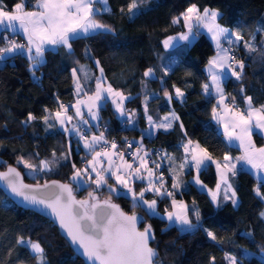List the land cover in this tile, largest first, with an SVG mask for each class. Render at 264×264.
I'll use <instances>...</instances> for the list:
<instances>
[{
    "label": "trees",
    "instance_id": "16d2710c",
    "mask_svg": "<svg viewBox=\"0 0 264 264\" xmlns=\"http://www.w3.org/2000/svg\"><path fill=\"white\" fill-rule=\"evenodd\" d=\"M32 1L27 0L28 5ZM17 2L3 0L9 10ZM129 3L131 0H107L111 11L99 14L98 18L112 32L97 30L72 41L69 50L62 46L46 49L38 65L34 66L20 52L0 58V170L12 165L28 183L51 178L67 182L77 200L89 191H94L98 199H108L109 192L103 189L91 185L75 189L70 183L73 165L79 169L91 153L83 151L80 136L59 130L52 118L60 110L61 102L72 103L73 71L76 70L83 90L91 92L101 68L106 84L128 98L123 105L124 115L106 102L99 108L97 133L100 131L105 138L113 137L116 141L127 136L143 145L162 149L163 167L158 173L166 186L171 180L164 173L169 171V176H173L172 169L182 157L184 140H194L216 159L223 154L237 153L235 147L224 143L217 125L210 121L214 98L201 89L207 81L203 67L213 54L210 42L200 29L194 30L187 44L166 49L163 41L184 32L182 21L178 24L171 21L191 4L201 11L206 7L218 11L216 23L239 32L243 38L234 48L238 60L244 63L242 79L229 75L223 84L225 96L229 102L235 97L239 107L245 104V97L252 98L254 107L264 105V55L261 54L264 30L258 31L264 29V0H137L138 7L133 14L127 11ZM248 40L257 51L249 53L244 48V41ZM15 41L23 43L19 39ZM6 44L7 40L0 35V47ZM149 68L154 75L145 77L144 72ZM176 87L184 92L180 101L175 97ZM165 90L171 101L164 95ZM145 100L147 104L142 107ZM145 107L153 121L165 113H175L179 119L173 120L167 131L158 129L149 138L140 139V129L145 127L147 117ZM126 112L133 113L135 121L131 126L126 122ZM29 114L35 119L28 121ZM44 117H49L47 123ZM252 139L255 145L261 144L256 133ZM18 157L36 165L37 171L18 164ZM53 159L57 163L50 166L51 170L39 171L41 160ZM210 172L208 165L198 173L199 179ZM188 176L189 171L177 176L180 188L170 186L169 191L187 206L189 219L196 228L181 230L166 222L162 215L172 199L166 195L157 197L150 191L145 192L146 199L157 201V214H146L144 207L135 209L143 217L140 226L152 227L155 239L149 245L156 251V264H212L213 257L215 264H229L226 256H235L238 264H264V257L259 256L264 252V217L261 216L264 185L245 170H237L229 176L236 204L220 197L212 203L204 192L187 182ZM133 188L138 191L141 185ZM111 201L124 212H133L128 196L111 193ZM206 230L212 231L217 240L209 239ZM21 238L40 244L45 264H83L54 226L39 215L15 206L0 191V264H37L35 254L25 245L17 244Z\"/></svg>",
    "mask_w": 264,
    "mask_h": 264
},
{
    "label": "snow or ice",
    "instance_id": "6c2138e0",
    "mask_svg": "<svg viewBox=\"0 0 264 264\" xmlns=\"http://www.w3.org/2000/svg\"><path fill=\"white\" fill-rule=\"evenodd\" d=\"M97 5L102 7H97ZM27 6V0H19L9 10L3 4V0H0V29L5 33L20 32L27 40L25 45L15 40H9L6 35L3 36V39L7 40V44L0 47V58L5 57L6 54L27 51L29 60L35 66L40 63L46 51V44L52 46L63 45L70 49V41L80 38L81 35L87 36L90 33H96L97 30L101 32L113 31L109 25L102 23L98 18L99 14L111 11L107 6V0H34L31 10H26ZM137 7V0H131L127 9L128 13L133 14ZM219 15L216 10L206 7L201 11L195 4H191L179 16L173 17L171 21L172 24H178L182 20L187 32H182L178 37L165 39L163 45L167 49L173 46V40L187 41L194 30H198L201 27L207 29L218 49L216 56L208 61L211 84L205 83L203 85L206 94L211 95V90L214 89L218 97L216 105L212 109L213 119L217 120L223 127L224 138L229 144L234 141L239 142L242 155L236 157V161H243L256 172H264V147L258 148L252 141L254 129L264 132V105L254 107L251 97H245L247 105L245 109L237 106L235 97L232 98L230 103L225 102L226 96L220 84L221 77L225 73V69H227L237 80L242 79L244 63L229 54L232 50L231 48L222 47L221 39H226L227 43L232 46L243 38L239 32L229 33L228 29L222 28L216 23ZM129 19H132V15L129 16ZM262 30L264 29H258V31ZM244 48L249 53L257 51L251 40L244 41ZM33 51L34 55L32 54ZM261 54L264 55V50L261 51ZM96 63L97 67H99V61ZM237 68H239V71L236 70ZM100 72L101 75L95 77V92L92 94L84 92V95L88 98L86 106L89 115L93 120L97 119V113L93 109L101 107L98 102L105 99V93L112 98L116 111L124 115L123 103L127 97L121 92L115 91L111 85L105 86L106 81L103 80L102 68ZM167 74L168 72L165 70L164 75ZM72 75L76 85V94L79 96L83 91V86L77 77L76 70L73 71ZM153 75V69L151 68L144 72L145 77ZM241 91H243V88H241ZM175 94L177 98L181 99L184 96V92L178 87L175 88ZM164 95L171 101V96L167 90H165ZM85 103V101L78 99L72 107L76 109V115L81 118L82 122L88 124L89 121L83 118L79 107V105ZM146 104L147 100H145ZM60 109L63 110V114L68 111L64 104L60 105ZM145 115L150 126L156 129L162 128L165 131L172 127V120L179 119L175 113H172L171 118L165 116L161 122H154L152 116L147 114L146 107ZM55 116L60 125L64 127L65 120L62 118V112L57 111ZM33 119L35 117L29 114L28 121ZM48 119L49 117H44L45 123H47ZM66 119L71 122L73 118L66 116ZM128 122L131 123V116H129ZM181 128H183V125H181ZM64 130L65 132L69 131L67 127H64ZM71 131L80 136V139L84 142L85 149L93 150L92 159L88 161L85 169H76V166L73 165L75 171L71 179L75 181L81 179L84 175H89V183L95 184L96 189H100L102 186L108 187V199L99 201L94 191H89L88 198L77 200L73 196V188L70 184L57 181H52L51 184L46 182L43 186L39 184L35 187L25 185L20 180V172L12 166H9L7 171L0 172V180L7 181L11 191L16 196L22 197L24 201L50 209L52 216L59 221L61 228L67 233L72 244L78 245L82 249V255L89 264H156L154 260L156 251L149 246V241L155 239L152 235L151 225L145 226L142 231L137 228V224L143 222V217L137 215L136 208L146 206L148 210L146 214H157V201L155 199H146L145 192L151 191L158 196L166 195L172 198V210H165L167 219L170 222L174 220L175 223L184 226L185 230L197 227L189 219L187 206L183 202H178L174 193L165 187L163 176L157 171L161 168V165L148 159L150 153L144 149L142 144L132 153V162H129L125 159L123 151H110L108 148H102L99 151L94 150V146L101 142L105 145L108 144L103 133H100L99 136L94 135L89 140L86 137V133H83L79 126H74ZM128 146L131 148L132 144L129 143ZM117 147V144L112 142L111 149H117ZM183 148L185 157L179 165L180 171H183L186 166H190L194 167L199 173L202 167L206 168L208 166L206 161H211L216 164L221 182L227 185L225 192L227 193V191L232 189V185L227 178L228 173L235 175L237 170L236 163L233 162L232 157L225 154L223 157L224 163L221 164L213 159L209 152L199 144L193 146L191 140L183 144ZM156 155L158 156V154ZM101 157L107 161V167H104ZM17 163L23 164L25 168L33 172L37 171L36 165L29 163L28 160L22 157L17 158ZM56 163L55 159L51 161L41 160L38 166L39 171L51 170L50 166ZM150 163L154 167H149ZM87 168H91L92 172L96 174L94 179L86 171ZM172 172V188L179 189L178 174L175 169H172ZM110 178L115 180L116 185L127 191L120 193L114 185L109 183ZM135 180H147V187L142 188L137 193L132 187V182ZM196 183L200 184L198 176ZM220 186V183H218L217 189H220ZM41 188L52 190V195L48 198L36 195L35 193L39 192ZM111 193L125 196L131 195L133 205L131 215L126 214L119 206L111 202ZM256 194L261 196L259 190H256ZM210 195L215 202L217 194L213 192ZM235 196L236 193L233 191L231 197L226 194L224 199H232V203L235 205ZM261 199H264V196H261ZM195 215L197 221H199V212H195ZM261 216L264 217V213H261ZM207 235L209 239L217 240V236L212 231H207ZM17 244H27L35 254L34 258L37 264H45L44 249L39 243L24 241L21 238L17 240ZM226 259L229 260V264H238L235 256H226ZM212 264H215L214 257L212 258Z\"/></svg>",
    "mask_w": 264,
    "mask_h": 264
},
{
    "label": "crops",
    "instance_id": "0c3cea01",
    "mask_svg": "<svg viewBox=\"0 0 264 264\" xmlns=\"http://www.w3.org/2000/svg\"><path fill=\"white\" fill-rule=\"evenodd\" d=\"M34 3V1H32L28 6H27V8H26V10H31V6H32V4ZM14 7V6H13ZM97 7H102L101 5H97ZM11 10V9H10ZM182 21V20H181ZM182 25H183V21H182ZM183 28H184V32H187V29L184 27V25H183ZM223 28V27H222ZM200 30H202V32H203V34L205 35V37L208 39V41L210 42V44H211V46H212V48H213V54L208 58V60H207V62L205 63V65H204V67H203V71L207 74V81L205 82V83H208V84H211V79H210V75H209V71H208V61H209V59H211L212 57H214V56H216V54H217V51H218V49L216 48V45H215V42L211 39V35L208 33V31H207V29H205V28H203V27H201V28H199ZM225 29H227V28H225ZM229 30V29H228ZM231 32H233V31H231V30H229V33H231ZM181 33H179V34H176V35H172V36H169V37H178L179 35H180ZM0 35L3 37V36H7V38L9 37V40H16V39H19V40H21V42H23V44H27V40L24 38V36H23V34L22 33H20V32H17V33H11V32H9V33H5V32H3V30L2 29H0ZM84 35H81V37L80 38H82ZM168 37V38H169ZM167 38V39H168ZM192 38H193V34H191L190 36H189V40H187V41H182V40H179V39H175V40H173V46L172 47H175V46H177V45H181V44H187V43H189L191 40H192ZM79 39V38H78ZM232 39L233 40H235V38L234 37H232ZM76 40V39H75ZM72 41H74V40H72ZM72 41H70V43L72 42ZM225 41H227L226 39H224V38H222L221 39V43L222 42H224L225 43ZM236 44H237V42H236ZM58 46H62L64 49H66V50H69V48H67V47H65V46H63V45H58ZM57 46H52V45H45V49H54V48H56ZM172 47H169V48H172ZM23 56H25V58H27V59H29V54L27 53V51H23V52H20ZM13 54V53H12ZM33 55H34V51H33V53H32ZM7 55H11V54H6V56ZM4 58V57H3ZM41 61H42V58H41ZM40 61V62H41ZM229 76V73H228V71H227V69H225V73L222 75V77H221V80H220V84H221V87L223 88V84H224V81H225V79L227 78ZM97 77H98V74H97ZM204 83V84H205ZM73 84H74V86H75V89H74V91H76V85H75V83H74V79H73ZM203 84V85H204ZM203 85H202V92L204 93V94H206L205 92H204V89H203ZM105 86H107V84H105ZM95 87H96V80H95V82H94V85H93V89H92V91L91 92H87V93H89V94H92L93 92H95ZM116 91V90H115ZM84 90L81 92V94L79 95V96H77V94L76 93H74L75 95V97H73V99H72V103H71V109H70V111H71V113H72V118H73V120H74V122H75V124L77 125V126H79V127H81V128H83L84 129V131H85V133H86V137L90 140V138L92 137V136H97L98 135V133H97V129H98V124H99V108H96V109H93V111H95L96 113H97V119H95V120H93L92 118H91V116L89 115V113H88V108H87V96L86 95H84ZM174 93H175V91H174ZM211 96H213V98H214V100H213V105L211 106V109H210V114H209V119H210V121L211 122H213V123H215L216 125H217V127H218V131H219V133L221 134V137H222V139H223V141H224V143L226 144V145H229V146H233V147H235L236 149H237V153L235 154V155H233V156H231V155H229L230 157H232V160H233V162L234 163H236V169L237 170H245L246 172H248V173H250L251 175H253V177L255 178V181L256 182H258V183H260V184H263L264 185V174L263 175H260L259 174V176L257 177V176H255V173H256V171L255 170H253V169H251V167L249 166V165H247V164H245L243 161H240V162H237L236 161V157H238V156H240V155H242V151H241V149H240V147H239V142H236V141H234L232 144H229V142L227 141V140H225V138H224V130H223V127L221 126V124H219L218 122H217V120H215V119H213V112H212V109H213V106H215L216 105V101H217V95H216V93H215V90L214 89H212L211 90ZM104 96H105V99H103V100H101V101H99L98 103L101 105V106H103V104L106 102V103H108V104H110L111 105V107L113 108V109H115L116 110V107H115V105L112 103V98L111 97H108V95H107V93H105L104 94ZM125 97H127L128 98V96L127 95H124ZM175 97H176V94H175ZM177 98V97H176ZM78 99H80V100H83V101H85L86 103L85 104H82V105H79V107L81 108V114H82V116H83V118L84 119H86V120H88L89 121V123L88 124H84V123H82V122H80L79 121V119L81 120V118L80 117H78L77 115H76V109L75 108H73L72 107V105H75L76 104V102H77V100ZM118 99V98H117ZM179 101L181 100V98H177ZM125 101H126V99L124 100V103H125ZM145 102V101H144ZM226 103H230L228 100H227V98H226V101H225ZM124 103H123V105H124ZM145 105V103L144 104H142L141 106L143 107ZM239 107V106H238ZM247 107V105H246V103L243 105V106H240L239 108H241V109H245ZM60 111V110H59ZM218 111H219V109H218ZM57 111H55L54 113H53V116H52V118L54 119V122H55V124H56V127L59 129V130H61V131H64L65 132V130H64V127H67L69 124H68V120L66 119V116H68L67 114H63V112H62V118H64V120H65V124H64V127H62L61 125H60V123L57 121V119H56V116H55V113H56ZM61 112V111H60ZM165 116H169L170 118H171V114H169V113H166V114H163V115H161L160 117H159V119L157 120V121H154V122H157V123H159V122H161L162 120H163V117H165ZM82 121V120H81ZM173 121V120H172ZM145 127H149V132H148V135H145V136H141V135H139V138L141 139V138H143V137H147V138H149L153 133H154V131H156V130H158V129H156V128H153L152 126H150L149 125V123H148V120H147V117H146V121H145ZM144 127V128H145ZM68 128H69V126H68ZM71 129L72 128H69V131L68 132H66V133H74V132H72L71 131ZM161 130H164V129H162L161 128ZM254 133H256L258 136H260V138H261V144L260 145H256V147H264V132H261L259 129H254ZM187 141L188 140H184L183 142H182V157L180 158V160L178 161V163H176L177 165H176V168H175V170H176V172H177V176H179V177H181L184 173H187L188 171H189V176L187 177V182H189L190 184H192L196 189H198V190H200V191H202V192H204L206 195H207V197L210 199V201L212 202V203H214V201H213V199H212V196L210 195V193H216L217 194V196H216V201L215 202H217V200L219 199V197H220V199H224V197H225V195L227 194V196L228 197H231L232 196V189L230 190V191H227V193L225 192V189L227 188V185H225V184H223L222 182H221V180H220V175H219V173H218V171H217V167H216V164H213L211 161H206V164L207 165H210V168H211V172L209 173V174H204V177H203V179H199L200 180V184H197L196 183V178H197V176H198V173H197V171H196V169L194 168V167H190V166H186L185 168H184V170L183 171H180V169H179V165L183 162V160H184V157H185V151H184V148H183V144H185V143H187ZM192 142H193V146L195 145V144H198L197 142H195L194 140H191ZM252 141H253V139H252ZM254 143V142H253ZM84 145V144H83ZM82 149H83V151H85V152H88V151H90V153H92V150H88V149H85V147L83 146L82 147ZM90 155V154H89ZM88 155V156H89ZM224 155L225 154H223L220 158H213V159H215V160H217L218 162H220L221 164H223L224 163V160H223V157H224ZM228 155V154H227ZM189 159H190V157H189ZM101 160L103 161V165H104V167H107V161L106 160H104V158L103 157H101ZM87 161V160H86ZM130 162V161H129ZM84 163H85V161H84ZM84 163H83V165H84ZM118 163H119V161H118ZM81 168V167H80ZM79 168V169H80ZM205 167H202L201 168V170H203ZM200 170V171H201ZM236 170V171H237ZM86 171L90 174V176H91V178H95V173L94 172H92V170H91V168H87L86 169ZM167 173L170 175V172L169 171H167ZM172 174H173V172H172ZM171 174V175H172ZM232 173H228L227 174V178H228V182L230 183V181H229V176L231 175ZM145 175H146V173H145ZM179 177H177V179L179 178ZM86 178H88V180L86 179ZM82 179L83 180H86V186L87 185H91L93 188H95L96 189V185L95 184H92V183H89V175H84L83 177H82ZM70 182H71V180H70ZM109 183L110 184H112V185H114L117 189H118V191L120 192V193H124V192H126L127 190L126 189H124V188H121L119 185H116V182H115V180L114 179H109ZM218 183H220V189H217V184ZM181 184V183H180ZM231 184V183H230ZM72 185L74 186V188H75V184L74 183H72ZM134 185H136V186H139V185H141V188L137 191V190H135L137 193H139L141 190H142V188H145V187H147V180H135L134 182H132V187H134ZM82 187H85V185H82ZM82 187H80V188H82ZM75 189H77V188H75ZM100 189H103L104 191H107V192H109V189H108V187L107 186H102ZM113 195H117V193H112ZM130 199H131V195L129 194V195H127ZM152 200V199H151ZM172 200V199H171ZM171 200L168 202V208H166L168 211H171L172 210V204H171ZM178 202H182V201H180V200H177ZM231 201H232V199H231ZM184 204V203H183ZM146 206H144V208H145ZM145 210L146 211H148L147 210V207L145 208ZM163 218L166 220V222L167 223H169V224H173V225H175V222H174V220L173 221H169L168 219H167V213H166V211H164V213H163Z\"/></svg>",
    "mask_w": 264,
    "mask_h": 264
},
{
    "label": "water",
    "instance_id": "95a60500",
    "mask_svg": "<svg viewBox=\"0 0 264 264\" xmlns=\"http://www.w3.org/2000/svg\"><path fill=\"white\" fill-rule=\"evenodd\" d=\"M9 166H12V165H7L5 166L2 170H0V172H5L7 171V168ZM14 167V166H12ZM16 168V167H15ZM17 169V168H16ZM18 171V169H17ZM20 172V171H19ZM21 174V172H20ZM20 180L22 181L23 184L25 185H29L31 187H35L37 184L43 186L46 182L51 184L52 181H57V182H60V183H66V184H69L67 182H62L58 179H54V178H51V179H48V180H45L43 182H40V183H28V182H25L22 178V174L20 175ZM0 191L1 193L9 200L11 201L15 206L19 207L20 209H24V210H28V211H31L37 215H39L40 217H42L43 219H45L46 221H48L52 226L55 227V229L57 230L58 234L61 236V238L68 244V246L70 247L72 253L78 257L80 259V261L83 263V264H89V262L87 261V259L82 255V249L79 248L78 245H73L70 238L68 237L67 233L64 231V229L61 228L60 226V223L58 220L55 219V217L52 216L51 214V210L50 209H46L44 208L42 205H33V204H30L26 201L23 200L22 197L20 196H16L12 191L11 189L8 187V183L7 181H4V180H0ZM36 195L38 196H43L45 198H48L52 195V190H49V189H43L41 188V190L37 193H35ZM74 196V195H73ZM76 199V198H75ZM99 201H104L106 199H98ZM113 204L117 205L116 203H114L113 201H111ZM118 206V205H117ZM126 213V212H125ZM128 215H131L132 213H126ZM139 216V215H138ZM145 226H140V223L137 224V228L138 230H143ZM151 241V240H150ZM150 241H149V244H150ZM150 246V245H149ZM156 257V256H155ZM155 257H154V260H155Z\"/></svg>",
    "mask_w": 264,
    "mask_h": 264
},
{
    "label": "built area",
    "instance_id": "2783aa9c",
    "mask_svg": "<svg viewBox=\"0 0 264 264\" xmlns=\"http://www.w3.org/2000/svg\"><path fill=\"white\" fill-rule=\"evenodd\" d=\"M222 44V47L223 48H231L232 50L230 51V55H232V56H234L237 60H238V55L235 53V49L233 48V47H231L229 44H227L226 42L224 43H221ZM237 71H239V68H237L236 69ZM230 75H232L231 74V72H230ZM61 104H64L67 108H68V111H67V115L68 116H71L72 115V113H71V111H70V106H71V102L70 101H63V102H61L60 103V105ZM60 105H59V109H60ZM60 111H62L63 112V110L62 109H60ZM72 117V116H71ZM73 120V119H72ZM122 125H124L125 123L124 122H122L121 123ZM69 125H71V126H77L75 123H73V121H71V122H69ZM70 126V127H71ZM72 128V127H71ZM80 129L82 130V132L84 133V130H83V128H81L80 127ZM100 133H102V132H98V135L97 136H99L100 135ZM79 136V135H78ZM105 138V137H104ZM107 141H108V144L107 145H105V144H103L102 142L100 143V144H98V145H96V151H99V150H101L102 148H108L110 151H123L124 153H125V159L126 160H128V161H130V162H132V153L135 151V149L137 148V147H139L142 143L139 141V140H134V139H131V138H128L127 136H124V137H122L119 141H116L113 137H110V138H105ZM112 142H115L116 144H117V149H111V144H112ZM129 143H131L132 144V147L130 148L128 145H129ZM143 145V144H142ZM143 147H144V149H146L149 153H150V155H149V157H148V159L150 160V161H155V163H158V164H160L161 165V168L159 169V170H157L158 172L161 170L162 171V167H163V162H162V149H160V148H153V147H149V146H146V145H143ZM156 154H158V156L156 155ZM149 167H154V165L153 164H149ZM163 173V172H162ZM165 175H168V177L170 178V184L168 183V185L166 186L165 184V187L169 190V188H170V186H172V177L171 176H169V174H167V173H164ZM151 192V191H150ZM153 195H155V196H157V197H161V196H158V195H156L154 192H151Z\"/></svg>",
    "mask_w": 264,
    "mask_h": 264
},
{
    "label": "rangeland",
    "instance_id": "374dc122",
    "mask_svg": "<svg viewBox=\"0 0 264 264\" xmlns=\"http://www.w3.org/2000/svg\"><path fill=\"white\" fill-rule=\"evenodd\" d=\"M226 43H227V41H225ZM223 43V42H222ZM228 44V43H227ZM231 47H233V48H235L236 47V43L234 44V45H232ZM147 71V70H146ZM228 73H229V75H230V72L228 71ZM100 76V72H98V77ZM74 89H75V86H74V84H72V91H73V97H75L74 95V93H76V91H74ZM166 114V113H165ZM170 114V113H169ZM129 116H131V123H129L128 121H129ZM127 118V119H126ZM126 122H127V124H128V126H131V125H133L134 124V121H135V119H134V117H133V113H128V112H126ZM73 121V123H75L74 122V120H72ZM79 121L80 122H82L80 119H79ZM68 123H69V121H68ZM83 123V122H82ZM69 126V125H68ZM68 126H67V128H68ZM71 126V125H70ZM69 126V128H73V126H71L70 127ZM68 128V129H69ZM149 127H145V128H143V129H140V135L141 136H145V135H148V132H149ZM92 155H93V152L89 155V156H87V158H86V160H85V163H84V165H82L81 166V168L80 169H85V166L88 164V161H90L91 159H92ZM38 166H39V164H38ZM75 171V170H74ZM74 171L72 172V174H71V176H70V178H69V180H71V184L72 183H74L75 184V188H77V189H80V187H82V185H85L86 186V180H83L82 178L81 179H79V180H72L71 179V177H72V175L74 174ZM259 174L260 175H263L264 174V172H256L255 173V176H259ZM87 180H88V178H86ZM96 195V194H95ZM86 198H88V193L86 194H84V196L81 198V200H84V199H86ZM146 208V207H145ZM264 213V212H263ZM190 216V215H189ZM192 218H193V216H192ZM175 222V221H174ZM173 225V224H172ZM175 226L177 227V228H179V229H181V230H185V227L184 226H182V225H179V224H177V223H175ZM24 241H26L25 239H23ZM22 245H25L26 247H27V249L31 252V253H33L32 251H31V249H30V247H28V245L27 244H22ZM259 256L262 258V256L264 257V252L262 253H260L259 254Z\"/></svg>",
    "mask_w": 264,
    "mask_h": 264
}]
</instances>
